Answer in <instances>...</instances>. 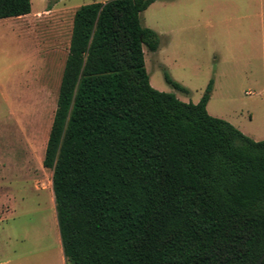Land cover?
<instances>
[{"label":"trees","instance_id":"1","mask_svg":"<svg viewBox=\"0 0 264 264\" xmlns=\"http://www.w3.org/2000/svg\"><path fill=\"white\" fill-rule=\"evenodd\" d=\"M155 0L76 8L42 166L70 264H257L264 254V139L149 83L140 14ZM0 0V20L30 12ZM172 88L185 90L167 73ZM264 264V258L262 260Z\"/></svg>","mask_w":264,"mask_h":264},{"label":"rangeland","instance_id":"2","mask_svg":"<svg viewBox=\"0 0 264 264\" xmlns=\"http://www.w3.org/2000/svg\"><path fill=\"white\" fill-rule=\"evenodd\" d=\"M103 1L30 0L23 18L0 20V264H70L42 160L73 12ZM140 22L159 38L143 47L154 89L195 104L212 81L208 114L264 139V0H155Z\"/></svg>","mask_w":264,"mask_h":264},{"label":"water","instance_id":"3","mask_svg":"<svg viewBox=\"0 0 264 264\" xmlns=\"http://www.w3.org/2000/svg\"><path fill=\"white\" fill-rule=\"evenodd\" d=\"M263 258H264V254H262V255L258 258V260H257V264H262V260H263Z\"/></svg>","mask_w":264,"mask_h":264},{"label":"crops","instance_id":"4","mask_svg":"<svg viewBox=\"0 0 264 264\" xmlns=\"http://www.w3.org/2000/svg\"><path fill=\"white\" fill-rule=\"evenodd\" d=\"M52 14V12H48L47 15L45 14V16H50ZM25 16V15H24ZM24 16H20L21 18H23ZM18 18V17H17Z\"/></svg>","mask_w":264,"mask_h":264}]
</instances>
